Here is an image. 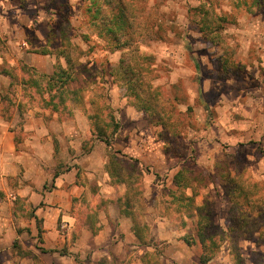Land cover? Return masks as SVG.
<instances>
[{
	"label": "rangeland",
	"instance_id": "rangeland-1",
	"mask_svg": "<svg viewBox=\"0 0 264 264\" xmlns=\"http://www.w3.org/2000/svg\"><path fill=\"white\" fill-rule=\"evenodd\" d=\"M125 1L129 28L114 38L101 32L105 19L91 22L89 0H57L54 10V0H0V52L13 16L29 24L39 9L54 25L51 46L69 60L67 66L57 57L53 67L69 68L74 80L68 88L76 91L58 112L33 90L19 97L6 93L10 105L3 113L16 133L17 152L35 151L36 144L29 143L34 130L22 136V125L39 119L41 163L50 157L55 163L46 171H70L75 183H90L87 208L82 210V202L71 211L93 217L89 208L102 170V178L110 179L104 195L129 196L138 208L158 209L182 224L181 236L155 244L149 264H195L202 245L214 254L208 264H264V0ZM96 3L106 16L105 0ZM3 5L21 10L13 13ZM15 82L21 86L18 77ZM181 169L184 183L174 189ZM21 170L7 177L9 195L23 172L39 175L31 161ZM52 187L49 181L46 190ZM0 200L8 204L2 192ZM3 209L26 220L35 211L25 201ZM36 225L40 242L41 222ZM198 229L210 238L199 241ZM73 239L86 241L83 235ZM36 260L49 263L47 256Z\"/></svg>",
	"mask_w": 264,
	"mask_h": 264
},
{
	"label": "crops",
	"instance_id": "crops-1",
	"mask_svg": "<svg viewBox=\"0 0 264 264\" xmlns=\"http://www.w3.org/2000/svg\"><path fill=\"white\" fill-rule=\"evenodd\" d=\"M54 3V6H50L53 10L58 8L57 0H54ZM3 7L6 10L13 7V13L21 10L15 5ZM40 13L37 9L36 21H30L29 24L21 21L15 14L13 23L7 28L10 37L4 41L6 49L0 52V81L3 85L0 86V192L5 194L8 201L6 204L5 200H0V209H3V205L24 201L33 204L35 208L29 220L24 216L16 218L12 213H6L5 209L0 211V264H39L36 259L41 256H47V264H149L147 259L155 251V244L161 241L171 242L172 236H181L182 224H176L171 215L160 214L158 209L154 212L151 208L150 213L148 208H138L137 202L129 196L115 197L110 192L109 196L104 195L110 185L106 180L110 179L102 178V170L98 178L102 182L99 180L100 182L94 183L98 192L92 203L93 207L89 208L93 217L88 215V212L79 214L77 211H71L77 203L81 205L91 199L85 197L87 191L89 192L90 183H75V175L70 171H46V166L55 168V163L52 157L46 163H41L37 150L40 147V136L43 135L39 119L32 117L22 125V136H28L27 131L30 129L34 130L29 143L36 144L35 151L27 154L22 149L17 152L16 133L9 129L11 120L4 117L6 103L3 98L9 91L16 92V97L22 93V85H17L14 89L12 83L16 77L19 80L27 77L22 72L23 67L45 75H52L54 72L53 61L56 59L57 49L53 48L50 42L54 25H50ZM31 25H34L33 29ZM17 34L21 37L16 40ZM29 48L38 51H29ZM19 102L20 99L15 100V108ZM48 146L47 143L46 149L53 152V147ZM47 153V156H50L48 151ZM29 161L32 162L34 171L37 170L38 177L23 172L14 193L9 195L7 177L18 170L21 173V168L25 169ZM178 172H182V169L175 174ZM49 181L53 185L51 191L46 190ZM173 187L177 189L174 185ZM147 200L142 198L141 203H146ZM86 202L82 210L87 208ZM146 204L148 205V202ZM13 220H17V223ZM37 221L41 222L40 242ZM82 235L86 241L80 245L77 243L78 239L73 238ZM40 249L47 252H41ZM63 249L65 252L61 251ZM16 250L21 254L17 255ZM3 256H9V259H2ZM194 262L201 264L199 260Z\"/></svg>",
	"mask_w": 264,
	"mask_h": 264
},
{
	"label": "trees",
	"instance_id": "trees-1",
	"mask_svg": "<svg viewBox=\"0 0 264 264\" xmlns=\"http://www.w3.org/2000/svg\"><path fill=\"white\" fill-rule=\"evenodd\" d=\"M90 4L88 7H86L87 12L89 13V16H91L92 19L91 22H96L97 24L102 21V19H105V23L103 27L101 28V32L104 34H107L108 36H112L114 34V38L118 37V35L129 28V14L128 10L126 8V1L125 0H105V2L108 5V8L110 9L108 11V14L106 16L101 15L100 8L97 6L96 1L97 0H89ZM102 24V23H101ZM57 57H64V55H58L56 53V58ZM65 62L67 66L69 65V60L67 56L64 57ZM58 60V59H57ZM58 63V62H57ZM133 66L131 65V67ZM57 70L54 69V72L52 75H45V74H40L35 71H31L27 69L26 67H23L22 72L27 75L26 79H21L19 80V83L23 86V93L33 90L36 96L38 97L37 99L45 105V107L49 108L52 112H58L59 109H65V103L68 104V102H71L72 99H70L69 95H75L76 91H70L68 88L69 84L71 81L74 80V77L72 76L73 73L69 71L68 67H61L60 63L57 64ZM15 79L13 81V85H19V84H14ZM132 83V82H131ZM132 86L134 87L133 83ZM131 89V87H130ZM133 90V89H132ZM135 99L139 98V95L134 93ZM44 95H47V99L44 98ZM140 100V98H139ZM3 101L7 104L10 105L7 99L5 97L3 98ZM67 101V102H66ZM14 102V101H13ZM15 103V102H14ZM14 105V104H13ZM16 106V104H15ZM23 105L19 102L17 104V109H20ZM7 108V107H6ZM148 107L146 106H138L139 110H147ZM4 111V110H3ZM7 111V110H6ZM8 119V118H7ZM113 119L111 116H109V122L106 124V126L109 127L112 126ZM102 142L105 143L107 147L110 146V143L107 139L102 140ZM57 174H55L56 176ZM183 172H178L175 174L174 179H173V184L177 189L184 183L183 180ZM185 188H190V185L186 182L184 185ZM182 196V195H181ZM177 201H181L178 199ZM206 235L204 231L200 232V229H198V236H199V241L202 243L210 238V236H205ZM205 238V240H203ZM201 243V245H202ZM14 246H16L14 244ZM41 252H47L44 249H40ZM52 252V251H50ZM213 255H209V251L205 249L204 245H202V252L199 256V263L201 264H206L213 260Z\"/></svg>",
	"mask_w": 264,
	"mask_h": 264
}]
</instances>
